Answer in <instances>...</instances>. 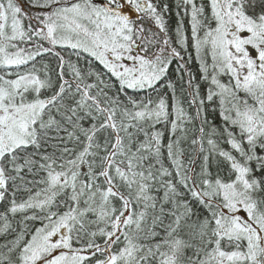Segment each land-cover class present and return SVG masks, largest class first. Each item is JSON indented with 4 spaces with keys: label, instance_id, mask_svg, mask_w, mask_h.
<instances>
[{
    "label": "snow or ice",
    "instance_id": "snow-or-ice-1",
    "mask_svg": "<svg viewBox=\"0 0 264 264\" xmlns=\"http://www.w3.org/2000/svg\"><path fill=\"white\" fill-rule=\"evenodd\" d=\"M0 264H264V0H0Z\"/></svg>",
    "mask_w": 264,
    "mask_h": 264
}]
</instances>
